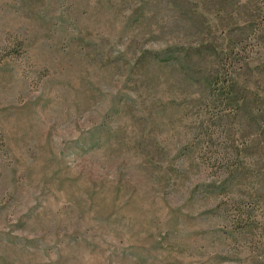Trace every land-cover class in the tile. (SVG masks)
Wrapping results in <instances>:
<instances>
[{"label":"rangeland","instance_id":"374dc122","mask_svg":"<svg viewBox=\"0 0 264 264\" xmlns=\"http://www.w3.org/2000/svg\"><path fill=\"white\" fill-rule=\"evenodd\" d=\"M0 264H264V0H0Z\"/></svg>","mask_w":264,"mask_h":264},{"label":"trees","instance_id":"16d2710c","mask_svg":"<svg viewBox=\"0 0 264 264\" xmlns=\"http://www.w3.org/2000/svg\"><path fill=\"white\" fill-rule=\"evenodd\" d=\"M233 66V63H230V67H232Z\"/></svg>","mask_w":264,"mask_h":264}]
</instances>
